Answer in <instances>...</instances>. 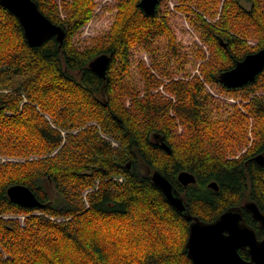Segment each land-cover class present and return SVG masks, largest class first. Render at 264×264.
Returning <instances> with one entry per match:
<instances>
[{"label": "trees", "instance_id": "obj_1", "mask_svg": "<svg viewBox=\"0 0 264 264\" xmlns=\"http://www.w3.org/2000/svg\"><path fill=\"white\" fill-rule=\"evenodd\" d=\"M33 1L66 37L62 47L54 37L33 48L0 4V264H192L189 221L154 172L203 222L248 202L264 212V167L254 161L264 153V71L241 88L220 82L264 49V0H172L173 10L160 0L154 16L141 0H116L111 27L89 45L77 37L96 0ZM174 12L199 35L195 52L182 46ZM104 54L106 79L90 68ZM192 55L200 60L194 74ZM217 87L230 99L210 91ZM182 172L196 183L182 187ZM16 185L43 206L11 202ZM244 218L262 239L260 224L245 210Z\"/></svg>", "mask_w": 264, "mask_h": 264}, {"label": "water", "instance_id": "obj_2", "mask_svg": "<svg viewBox=\"0 0 264 264\" xmlns=\"http://www.w3.org/2000/svg\"><path fill=\"white\" fill-rule=\"evenodd\" d=\"M160 0H141L140 7L147 16H154ZM0 4L13 13L21 22L26 39L33 48L42 46L52 38H56L62 47L66 33L62 27L54 24L39 9L33 0H0ZM42 21L43 28L38 29L36 22ZM111 59L104 54L95 58L90 63V68L101 78L106 79V73ZM241 64H250L251 71L245 77H236L233 73ZM264 71V49L248 54L242 61L238 62L234 68L224 71L220 74V82L229 89H237L248 84L254 83L257 77ZM1 109V102H0ZM162 147L171 152L170 148L163 143ZM254 161L261 167H264V153L254 157ZM163 180L167 185L165 191L160 186ZM152 181L162 191L167 201L179 212L183 213L186 209L181 196L175 193L173 185L160 172H154ZM179 181L184 186L194 184L196 178L188 172H182L179 175ZM209 188L215 191L219 190L218 184L212 182ZM8 197L14 204L24 208L35 209L42 207L36 195L26 186L16 185L8 189ZM245 210L251 213L253 219L257 221L264 230V212L261 211L255 202H248ZM241 208L230 209L221 214L216 220L211 222L195 221L189 226V235L187 240L188 257L192 264H264V237L259 239L257 231L250 226L240 215V222L245 229V235L242 238L233 240L226 244L216 238L213 225L217 224L228 213L237 214ZM247 250L250 256L249 260L244 259L240 251Z\"/></svg>", "mask_w": 264, "mask_h": 264}, {"label": "rangeland", "instance_id": "obj_3", "mask_svg": "<svg viewBox=\"0 0 264 264\" xmlns=\"http://www.w3.org/2000/svg\"><path fill=\"white\" fill-rule=\"evenodd\" d=\"M96 2L98 4V8L96 10L94 19L77 37V41L80 44L82 43L89 45L93 43V39L97 35L105 33L112 25L113 17L116 12V8L114 7L116 0H96ZM173 7L174 4L172 0H170V9L173 10ZM170 19L171 24L185 50H187L188 52H195L196 50H198L200 48L199 43H201V40L199 38V35L195 33L194 29L188 24V22L184 18H182L179 13L176 12L170 15ZM255 44L256 42H252V45ZM145 57H147L146 54L135 52V60H143ZM188 60L189 61L187 69L190 73H196L199 70V58L196 59L195 55H192ZM137 64L138 62H135V66H137ZM210 91L214 92L222 102H226L228 99H230L228 93L223 92L220 87L214 88L213 90L210 89ZM48 119L50 120V118ZM103 137L106 138L109 142L111 141V139H109L108 137ZM17 218L21 221L22 224H24L26 217L18 216Z\"/></svg>", "mask_w": 264, "mask_h": 264}, {"label": "snow or ice", "instance_id": "obj_4", "mask_svg": "<svg viewBox=\"0 0 264 264\" xmlns=\"http://www.w3.org/2000/svg\"><path fill=\"white\" fill-rule=\"evenodd\" d=\"M37 28H43V22L37 21L36 22ZM3 49V45L0 44V50ZM6 55V53H4ZM4 66L3 61L0 60V68ZM251 71L250 64H241L239 68L233 73L236 77H245ZM160 186L166 191L167 185L166 183L161 180ZM242 214V210H239L237 214L228 213L225 215L223 219H221L217 224H214L213 230L215 231L216 238L226 244H230L233 240L237 238H242L245 235V229L240 222V215Z\"/></svg>", "mask_w": 264, "mask_h": 264}, {"label": "flooded vegetation", "instance_id": "obj_5", "mask_svg": "<svg viewBox=\"0 0 264 264\" xmlns=\"http://www.w3.org/2000/svg\"><path fill=\"white\" fill-rule=\"evenodd\" d=\"M180 175V174H179ZM179 175H178V182H179V184L182 186V187H184V188H188L189 187V185L188 186H184L183 184H181V182L179 181ZM196 183V182H195ZM191 185V184H190ZM173 188H174V191H175V193H177L179 196H181V198L183 199V201H184V203H185V206H186V202H185V200H184V198H183V196H182V193L180 192V190L178 189V188H176L174 185H173ZM245 207V206H244ZM230 209H233V208H229L228 210H230ZM227 210V211H228ZM244 210H245V208L244 209H242V215H243V218H244ZM246 212H248L247 210H245ZM226 212V211H225ZM224 213V212H223ZM222 213V214H223ZM250 215H251V213L250 212H248ZM182 215L183 216H185L186 218H187V220L189 221V226L191 225V223L192 222H195V221H201L199 218H197V217H194V216H191L190 214H189V212H188V209H187V206H186V209H185V211L182 213ZM252 216V215H251ZM253 218V217H252ZM244 220H245V218H244ZM246 221V220H245ZM247 222V221H246Z\"/></svg>", "mask_w": 264, "mask_h": 264}, {"label": "built area", "instance_id": "obj_6", "mask_svg": "<svg viewBox=\"0 0 264 264\" xmlns=\"http://www.w3.org/2000/svg\"><path fill=\"white\" fill-rule=\"evenodd\" d=\"M120 181L122 182L123 180H122V179H120Z\"/></svg>", "mask_w": 264, "mask_h": 264}]
</instances>
